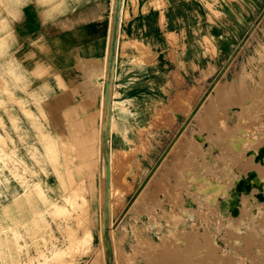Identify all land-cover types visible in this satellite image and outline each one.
<instances>
[{
    "label": "rangeland",
    "instance_id": "1",
    "mask_svg": "<svg viewBox=\"0 0 264 264\" xmlns=\"http://www.w3.org/2000/svg\"><path fill=\"white\" fill-rule=\"evenodd\" d=\"M171 1L182 8L170 14V8L176 5L169 0H121L120 6L112 0L108 55L104 61L96 62L99 70L93 78L105 77L114 95L112 100L116 97V81L110 85L112 77L106 78L107 69L111 70L114 63L110 56L117 52L121 63L127 64L131 61L127 51L134 48L124 46L128 36L123 30L118 32L116 21L122 29L130 20L150 15L157 32L171 36L185 32V23L203 24L206 37L201 45L206 54H216L218 35H223L226 54L230 50L235 53L230 67L228 64L225 74L218 77L217 86L208 91L218 73L205 92L200 91L202 97L195 98L198 101L193 109L206 98L209 101L203 116L198 115V131L182 135L185 140L180 143L178 137L190 122V113L176 143L173 139L181 127L173 137L170 134L175 112L189 111L197 91L194 86L188 94L179 95L175 104L173 100L162 121L158 122L166 108L154 113L152 123L142 121L140 138L128 137L127 128L121 131L127 137H118L117 122H113L108 148L102 146L106 129L103 106L97 133L99 152L84 153L82 157L58 153L53 146L47 148L46 165L57 159L64 167L77 163L81 167L77 168V176L82 175L77 184L62 185L60 197L53 200L45 191H36L27 177L36 173L27 168L26 155L22 156L10 135L11 128L19 131L17 118L4 107L0 111V264H264V14L258 18L264 0ZM5 2L0 0L2 12ZM188 4H194L198 14L182 23L181 18L189 13ZM168 18L170 24L166 25ZM2 23L0 20V30L4 29ZM172 39L169 43L174 46L176 36ZM242 39V45L235 50ZM175 78L180 80V74ZM2 94L8 103L24 110L26 100H16L15 93L0 81V105L5 102ZM101 99L105 103L104 96ZM112 108L117 110L116 103ZM233 108L238 109V116L231 115ZM111 120L110 117L112 123ZM202 131L215 134L210 145L219 150L217 155L201 154L203 140L197 138V133ZM174 143L176 146L168 154ZM65 146L64 151L74 149ZM158 150L162 153L151 167L149 162L155 160L152 151ZM118 151L124 152H119L113 163L112 155ZM29 156L30 161L37 162L36 154ZM14 165L18 169H12ZM121 167L129 171L124 173ZM135 168L138 176L134 184ZM23 180L30 181L28 188ZM32 191L39 197L42 209L23 208L22 198L29 200Z\"/></svg>",
    "mask_w": 264,
    "mask_h": 264
},
{
    "label": "crops",
    "instance_id": "2",
    "mask_svg": "<svg viewBox=\"0 0 264 264\" xmlns=\"http://www.w3.org/2000/svg\"><path fill=\"white\" fill-rule=\"evenodd\" d=\"M169 1L176 5L170 8V14L182 8L180 3ZM120 2L121 0H116V5L120 6ZM187 6L189 13L181 18L182 23L192 20L198 14V8L194 4ZM3 7L4 12L0 8V16L4 13L0 18L4 26L0 30V81L4 88L15 93L16 100L25 99L26 104L24 110H20L15 104L8 103L2 94L5 102L0 105V111L8 107L12 116L17 118L19 131L15 132L11 128L10 135L19 146L22 156L26 155L27 168L36 173L34 177L29 174L27 177L35 185L36 191H45L53 200L60 197L62 185H75L82 180V175L77 176L81 169L77 163L64 167L57 159V162L46 165L44 155L47 148L53 146L58 153L69 152L82 157L84 153L90 155L99 152L97 133L103 106L106 129L105 138L102 136V146L108 148L109 138L113 137L110 126L115 121L118 137L140 138L142 121L149 120L152 123L154 113L166 108L158 120L162 121L166 111H170L173 100L175 104L179 95L188 94L190 91H187L194 86L197 91L189 108L187 107L189 111L186 109L184 113L175 112L171 127L173 130L170 131L173 137L196 105L197 95L202 97L199 95L200 91L205 92L206 86L233 53L230 50L226 54L223 35H218L219 38L215 41L216 54H206L201 45L204 36L206 37L203 24H200V30V25L194 22L185 23V32L171 36L169 33H158L157 24L154 27L150 15L138 16L123 25L122 29L120 22L116 21L114 26L118 27V32L123 30L128 36L124 46L134 48L127 51V57L131 59L127 64L121 63L117 52L110 56L114 63L111 62V70L110 67L107 69L106 78L109 75L112 77L110 85L116 81L117 92L112 100L114 95L110 94L111 87L108 90L105 77L93 78L99 70L96 62L104 61L108 55L112 0H6ZM169 20L171 19H167L166 25L170 24ZM196 26L198 28L195 29ZM174 36L175 45L172 46L169 41H173ZM138 58L148 60L139 61ZM177 73L181 76L180 80L175 78ZM208 102L206 98L193 114L197 113L196 120L192 116L178 137L180 143L185 140L182 135L198 131V115H202ZM113 103H116L117 110L112 108ZM237 108L230 109L231 115L238 116ZM110 117L112 123L109 122ZM5 122L9 125L7 119ZM125 128L127 136L121 134ZM207 135L204 131L197 133V138L203 140L200 142L201 154L217 155L219 150L210 145L212 141L214 143L215 134L210 133L209 137ZM175 143L168 154L176 146ZM65 145L72 146L73 151L62 150ZM119 152L124 151L112 155L113 163ZM161 153L162 150L155 153L152 151V158L155 160L149 162L152 163L151 167ZM30 154H36V163L29 160ZM136 157L141 159L139 155ZM22 164L24 165V161ZM12 169L18 168L14 165ZM23 169L22 166V172ZM137 170L138 168L134 169V184L137 181ZM70 174L72 178L69 177ZM139 174L141 175L140 172ZM23 181L27 183L24 184L25 188H28L30 181ZM21 202L24 209L25 206L27 209L30 206L43 208L34 191L30 193L29 200L22 198Z\"/></svg>",
    "mask_w": 264,
    "mask_h": 264
},
{
    "label": "water",
    "instance_id": "3",
    "mask_svg": "<svg viewBox=\"0 0 264 264\" xmlns=\"http://www.w3.org/2000/svg\"><path fill=\"white\" fill-rule=\"evenodd\" d=\"M263 14H264V8L262 9V11H261V13L259 14V17H258V18H260ZM254 25H255V24H253V25L250 27V29L248 30L247 34H249V33L253 30ZM243 41H244V39H242V40L240 41V43L236 46V49H235V50H237L238 48H240V46L242 45ZM234 53H235V51H234ZM234 53H232V54L230 55V57L227 59V61L225 62V64L222 66V68H221L220 71L218 72L217 77L214 78V80L212 81L211 85L209 86L208 91H209L210 89L213 88V86L216 84V82H217V80H218V77L221 76L222 73L224 72V70L227 68L228 64L230 63V61L232 60V58H233V56H234ZM199 105H200V104H198V105L193 109V111L191 112L190 116L188 117V120H189V119L193 116V114L197 111ZM188 120H187V121H188ZM187 121H186V122H187ZM185 124H186V123H185ZM185 124H184V125L180 128V130L177 132V134L175 135V137H174V139H173V142L176 140V138H177L178 135L180 134L181 130L184 128ZM173 142H172V143H173ZM161 159H162V156L160 157L159 161L156 163V165L154 166V168L152 169V171L148 174V176L146 177V179L143 181V183L141 184L139 190H141L142 186L145 184V182L147 181V179L151 176V173H152V172L155 170V168L158 166V163L160 162ZM106 160H107V159H106ZM106 187H108V178H107V180H106ZM139 190H138V192H139ZM104 208H105V215H104V217H105V219H106V225H107V222H108V211H107V206L105 205ZM109 245H110V244H109ZM107 249L110 251V247H109V246H108Z\"/></svg>",
    "mask_w": 264,
    "mask_h": 264
},
{
    "label": "bare ground",
    "instance_id": "4",
    "mask_svg": "<svg viewBox=\"0 0 264 264\" xmlns=\"http://www.w3.org/2000/svg\"><path fill=\"white\" fill-rule=\"evenodd\" d=\"M123 160H124V159H123ZM127 160H128V159H127ZM121 162H122V161H121ZM123 162H124V161H123ZM129 162H130V160H129ZM119 163H120V162H119ZM123 164H124V163H123ZM127 164H128V163H127ZM127 164H126V165H127ZM115 165H116V164H115ZM115 165H114V166H115ZM124 165H125V164H124ZM128 165H129V164H128ZM128 165H127V166H128ZM116 167H117V166H116ZM122 167H123V166H122ZM122 167L120 168L121 170L123 169ZM130 167H131V166H130ZM117 168H119V167H117ZM117 168H116V171L118 172V169H117ZM125 168H126V167H125ZM125 168L123 169V170H125L124 173H126V172L129 171V170H126L127 168H126V169H125ZM120 169H119V172H118L119 174H120V172H122ZM128 169H129V168H128ZM131 169H132V167H131ZM131 169H130V170H131ZM113 170H114V169H113ZM108 171H109V170H108ZM116 171H115V172H116ZM131 171H132V170H131ZM108 173H109V172H108ZM124 173H123V174H124ZM132 173H133V172H132ZM116 175H117V173L115 174L114 177H116ZM120 175L122 176V174H120ZM125 175H126V174H125ZM108 176H109V174H108ZM121 176H120V177H121ZM124 177H125V176L123 175L122 178H124ZM118 178H119V175H118ZM109 179H110V176H109ZM124 179H125V178H124ZM114 180H116V179H113V181H114ZM118 180H119V179H118ZM120 180H121V179H120ZM122 180H123V179H122ZM125 180H126V179H125ZM116 181H117V180H116ZM123 181H124V180H123ZM124 182H125V181H124ZM116 183H117V182H116ZM114 188H115V186H114ZM115 192H116V189H115ZM109 195H110V194H109ZM106 199H107V198H106ZM106 205L109 206V202H108V201H106Z\"/></svg>",
    "mask_w": 264,
    "mask_h": 264
}]
</instances>
